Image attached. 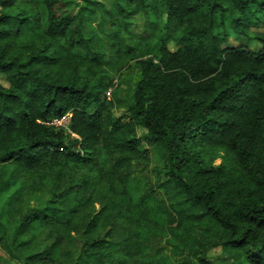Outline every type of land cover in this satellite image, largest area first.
<instances>
[{
  "label": "trees",
  "instance_id": "16d2710c",
  "mask_svg": "<svg viewBox=\"0 0 264 264\" xmlns=\"http://www.w3.org/2000/svg\"><path fill=\"white\" fill-rule=\"evenodd\" d=\"M258 26L264 0H0V247L10 261L216 264L206 254L221 247L231 264H264ZM66 115L67 127L55 124ZM142 140L164 152L157 189L139 185L151 155ZM63 161L107 175L98 209L47 189L44 175Z\"/></svg>",
  "mask_w": 264,
  "mask_h": 264
},
{
  "label": "rangeland",
  "instance_id": "374dc122",
  "mask_svg": "<svg viewBox=\"0 0 264 264\" xmlns=\"http://www.w3.org/2000/svg\"><path fill=\"white\" fill-rule=\"evenodd\" d=\"M110 2L111 0H106ZM142 22V20H141ZM142 26L139 25V28L136 31H140ZM253 31H264L262 26L253 27ZM237 39H232L227 46H233L237 43ZM245 43L250 45L254 50L259 49L260 47L255 46V42L252 40L245 39ZM172 43H170V48L173 49ZM149 57V56H147ZM133 67L131 71L126 73V80L129 82L130 77L137 76L138 69ZM4 84H8L4 78L1 79ZM117 83V80H115ZM127 84H123V88H126ZM111 93L109 90L108 94ZM116 115L122 116L125 121H128L129 114L125 110V107L122 105L117 106ZM70 122V115H66L61 120H56L55 124L58 126L67 127ZM146 132L143 126L138 127V135L142 136ZM144 146L148 147L151 151L150 160L146 166L143 165V173L141 174L142 184L146 188L151 186L154 189H157V182L164 179L163 169V154L164 152L159 149L157 146H150L145 140H142ZM73 150H78L77 146L73 147ZM221 162L220 159L215 160L214 165H219ZM44 180L47 189H50L54 192H70L75 195L77 199H81L83 196H89L95 202V208L100 207L97 202L102 196L110 194V182L107 175L100 169L98 166H88L81 162L75 161H63V163L55 166L53 169L46 172L44 175ZM142 187V188H145ZM169 254V250L166 251ZM206 256L211 259L216 264H231L223 259V251L221 247H216L210 249ZM7 260L9 263H7ZM0 264H19L15 260L10 261L9 253L0 247Z\"/></svg>",
  "mask_w": 264,
  "mask_h": 264
}]
</instances>
